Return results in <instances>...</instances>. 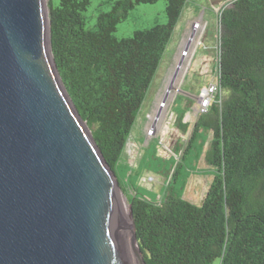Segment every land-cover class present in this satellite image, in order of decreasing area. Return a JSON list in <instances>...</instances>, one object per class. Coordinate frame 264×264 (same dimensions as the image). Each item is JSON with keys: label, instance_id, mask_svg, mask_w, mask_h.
Returning <instances> with one entry per match:
<instances>
[{"label": "trees", "instance_id": "1", "mask_svg": "<svg viewBox=\"0 0 264 264\" xmlns=\"http://www.w3.org/2000/svg\"><path fill=\"white\" fill-rule=\"evenodd\" d=\"M156 1L110 0L88 28L91 0H49L61 77L132 205L146 264H264V0L221 9L216 100L198 117L162 199L123 185V153L189 0H165L166 23L114 33L137 4ZM200 131L209 135L204 158L213 179L197 204L176 186Z\"/></svg>", "mask_w": 264, "mask_h": 264}, {"label": "water", "instance_id": "2", "mask_svg": "<svg viewBox=\"0 0 264 264\" xmlns=\"http://www.w3.org/2000/svg\"><path fill=\"white\" fill-rule=\"evenodd\" d=\"M46 0H0V264H140L132 205L74 104Z\"/></svg>", "mask_w": 264, "mask_h": 264}, {"label": "rangeland", "instance_id": "3", "mask_svg": "<svg viewBox=\"0 0 264 264\" xmlns=\"http://www.w3.org/2000/svg\"><path fill=\"white\" fill-rule=\"evenodd\" d=\"M233 1L189 0L186 5L165 55L171 57L173 52L178 50L172 71L167 75L158 101L154 105L151 104L148 111L146 104L142 107L122 156L120 171L123 185L127 186V193L132 194L136 187L144 195L159 201L172 183L178 163L183 161L185 149L200 116L197 113L196 95L200 89L217 81L219 14L224 6ZM46 2L48 5L49 0ZM110 9V0H91L84 11L86 26L94 27L99 12ZM167 20L165 0L139 3L118 24L114 34L118 38L128 37L135 30L156 23H166ZM195 22H200L203 27L194 30ZM195 32L198 35L195 36L196 43L192 46L191 54L182 59L181 53ZM176 76H179V79L174 84L172 80ZM166 94L170 97L167 105L164 109L159 108ZM198 134L197 148L186 160L181 174L182 181L176 187L185 199L200 204L211 185L213 167L207 164L204 158L209 135L203 131ZM125 197L129 206L130 201L126 194ZM128 244L133 263L140 264L133 249L132 239H128ZM213 264H220V260L216 259Z\"/></svg>", "mask_w": 264, "mask_h": 264}, {"label": "built area", "instance_id": "4", "mask_svg": "<svg viewBox=\"0 0 264 264\" xmlns=\"http://www.w3.org/2000/svg\"><path fill=\"white\" fill-rule=\"evenodd\" d=\"M203 26H201L200 22H195L194 23V30H198L199 28H201ZM205 27V26H204ZM197 32H195L192 35V38L188 40L187 42V46L185 47V49H183L182 51V59H185L186 57L189 56L191 50H192V46L194 43H196L195 41V36H197L198 34H196ZM178 76H176L172 81L175 84ZM218 78L216 82L210 83L207 86H205L204 88L199 90L198 96H197V113L199 115L205 114L209 111L212 103L216 100V95L218 93ZM168 97L169 94H166V96L164 97V99L160 102L159 104V108L164 109L163 107H165L167 105L168 102ZM153 126L151 127V132H153Z\"/></svg>", "mask_w": 264, "mask_h": 264}, {"label": "crops", "instance_id": "5", "mask_svg": "<svg viewBox=\"0 0 264 264\" xmlns=\"http://www.w3.org/2000/svg\"><path fill=\"white\" fill-rule=\"evenodd\" d=\"M167 50H168V48H167ZM167 50H166V52H167ZM177 53H178V50L174 51L173 55L171 57H166L165 56L166 53H165L164 58H163L161 65L159 67L158 73H157V75H156V77H155V79H154V81L150 87L147 98H146V100L142 106V107H144L146 104L147 107H145V108H147V111L151 107V104L154 105L158 101L159 94L164 87L165 81L167 79V75L171 71V68H172L174 60L177 56ZM197 96L198 95H196V97Z\"/></svg>", "mask_w": 264, "mask_h": 264}, {"label": "bare ground", "instance_id": "6", "mask_svg": "<svg viewBox=\"0 0 264 264\" xmlns=\"http://www.w3.org/2000/svg\"><path fill=\"white\" fill-rule=\"evenodd\" d=\"M202 30V29H201ZM182 54V53H181ZM190 54H191V52H190ZM192 56V55H191ZM183 62V61H182ZM177 65V64H176ZM180 66V65H179ZM184 68V67H183ZM178 69V68H177ZM172 71V70H171ZM176 71V70H175ZM183 74V73H182ZM181 77V76H180ZM177 80L179 79V76H178V78H176ZM183 80V79H182ZM169 89V88H168ZM171 96H172V94H171ZM170 98V97H169ZM157 105V104H156ZM162 111V110H161ZM166 116V115H165ZM150 133V132H149ZM122 206H123V209H124V215H125V220H126V222L127 223H130L131 221H130V219H129V217H128V204H127V200L123 197L122 198ZM131 239V237H130V234H127L126 235V239L128 240V239ZM132 244H133V242H132ZM133 249H134V244H133ZM136 259V258H135ZM137 261V260H136Z\"/></svg>", "mask_w": 264, "mask_h": 264}]
</instances>
